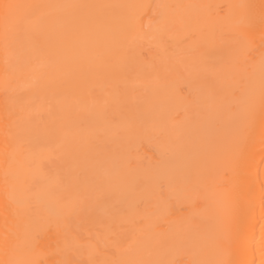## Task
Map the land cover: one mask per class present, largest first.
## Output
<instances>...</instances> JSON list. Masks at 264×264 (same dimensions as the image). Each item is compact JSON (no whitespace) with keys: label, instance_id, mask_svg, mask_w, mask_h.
<instances>
[{"label":"bare ground","instance_id":"bare-ground-1","mask_svg":"<svg viewBox=\"0 0 264 264\" xmlns=\"http://www.w3.org/2000/svg\"><path fill=\"white\" fill-rule=\"evenodd\" d=\"M207 1L0 0V264H264V0Z\"/></svg>","mask_w":264,"mask_h":264},{"label":"rangeland","instance_id":"rangeland-1","mask_svg":"<svg viewBox=\"0 0 264 264\" xmlns=\"http://www.w3.org/2000/svg\"><path fill=\"white\" fill-rule=\"evenodd\" d=\"M206 1V0H205ZM209 1V0H208ZM207 1V2H208ZM216 1V0H215ZM212 2H214V1H212L211 0V2H209L210 4L212 3ZM208 4V3H207ZM210 4H208L209 6H207V7H210V6H212V4L210 5ZM214 5H216V7H212L213 9L212 10H214L215 8H218V10L220 11V9H224V7H222V6H225V5H223L222 3L220 4H218L219 6L217 7V3H215ZM219 7H221V8H219ZM226 8V7H225ZM211 9V8H210ZM209 9V10H210ZM222 10H221V13H219V11H217L216 13H218V14H222ZM225 10V11H224ZM223 10V12L224 13H226V9H224ZM208 11V10H207ZM214 11H216V10H214ZM214 11H211L209 14H211V13H215ZM209 12V11H208ZM223 13V14H224ZM208 14V15H209ZM223 14L222 15H219V17L220 16H222L223 17ZM228 14V13H227ZM209 16H211V15H209ZM213 16H216V15H213ZM218 16V15H217ZM224 17H225V15H224ZM223 17V19H221V17H220V19L221 20H224L225 21V25L226 24H228V23H226V20L230 23L231 22V19H227L226 18V20H225V18ZM226 17H227V15H226ZM228 18H230V17H228ZM215 19H217V17L215 18ZM225 25H224V27H225ZM230 25V24H229ZM226 26H228V25H226ZM231 26V25H230ZM230 26H228V27H226V28H230ZM204 27V26H203ZM223 27V28H224ZM201 28V27H200ZM199 28V29H200ZM225 28V30L227 31V32H229L228 31V29H226ZM231 28H232V26H231ZM198 30V29H197ZM222 30H224V29H222ZM231 30V29H230ZM200 31V30H199ZM226 31H224L225 33H227ZM201 32V31H200ZM220 32H222V31H220ZM221 34H223V33H221ZM229 34V33H228ZM225 35V34H224ZM231 35V34H230ZM227 36V35H226ZM219 37V36H218ZM229 37V36H228ZM223 38H225L224 36H223ZM204 38H202V36L200 35V33L197 31H191V33H189V36H188V39H187V42H188V44H189V46L186 48V50L188 51V54H191V53H193V51L195 52V50H196V48H198V47H200V49H202L201 48V45H202V47L204 48V44H203V42H204V40H203ZM217 40H218V42H219V39L217 38ZM223 42L225 43V40H223ZM223 42H219L220 44L219 45H221V43H223ZM223 43V44H224ZM228 43H229V41H228ZM227 43V44H228ZM227 44H225V45H227ZM194 45V46H193ZM200 45V46H199ZM229 45H231V44H229ZM227 47H229V46H227ZM206 48V47H205ZM204 48V49H205ZM230 48V47H229ZM203 49V50H204ZM232 49V46H231V48H230V51H231V53H232V51L233 50H231ZM203 50H200V51H198V53H199V60L200 61H202V62H205L206 63V65L209 67H213V66H216V64L218 63V58H220V60L222 59L221 57H218L219 55H217V52H216V54H214V55H211L210 54V52L208 53L207 51L206 52H203ZM229 50V49H228ZM205 51V50H204ZM214 51H216V50H213V52ZM224 51V50H223ZM197 52V51H196ZM221 52V51H220ZM225 52V51H224ZM212 53V52H211ZM222 53V52H221ZM228 53H229V51H228ZM213 54V53H212ZM221 56V55H220ZM225 58V57H224ZM193 84V83H192ZM191 84V85H192ZM195 85H193L194 87H191V95L194 93V92H198V84L199 83H194ZM186 84H184L183 86H182V90H185L186 91ZM192 107V108H191ZM194 107H197V105L196 104H191V106H190V111H191V116H194L196 113H199V111H194ZM162 184L163 183H161V185H160V187L162 186ZM164 188V187H163ZM161 190H162V188H160ZM163 193V192H162ZM173 199V197L170 199L169 198V200H170V202H171V200ZM168 200V201H169ZM197 200V201H196ZM174 200H172V202H173ZM201 203L202 201L201 200H199V199H197V198H195L194 200H193V202H191V203H179L180 205H178V204H176V202H175V204H173V205H175V207L173 206V205H171V207L173 208H175V211H174V213H169L172 217H170V215H168L169 217L167 218V216H166V220L165 221H159V224L157 223V221H156V219H152V220H150V219H147V221H149V222H146L145 220L146 219H143V221H145L146 223H147V225H146V223H145V225L147 226V228H149L150 230L148 231L150 234H151V230L153 231V227L155 228V230H157L156 231V233L158 234L159 233V235H160V237H172V240H173V237H176V236H182V235H184L185 233H188V230L190 231V233L192 232V228L193 227H190L189 226V220L190 219H187V218H189V217H191V216H195V214H196V212H197V210H198V208L199 207H202V206H199V202ZM169 202V203H170ZM198 202V203H197ZM219 204H222L223 202H221V200H220V202H218ZM195 204V205H194ZM141 204H139V206H140ZM177 205V206H176ZM197 205V206H196ZM193 206V207H192ZM222 206V205H221ZM220 207V206H219ZM201 209V208H200ZM96 210V211H95ZM174 210V209H173ZM172 210V211H173ZM98 211V208H96V209H92V208H90L89 210H88V213H87V215H89V218L91 219L92 218V215H94L95 213L94 212H97ZM88 217H86L85 219H89ZM140 220V222H142V223H140V227L139 226H137V225H139L138 223V221ZM159 220V219H158ZM160 220H162V219H160ZM137 221V222H136ZM135 222L137 223L135 226H136V229H137V231L139 232H135V235H142V233H144L143 231H139L140 229H141V224H144V222L142 221V219H138V220H136ZM155 221V222H154ZM87 223H88V221L87 220H85L84 222H82V223H80L79 225H77V226H80L81 227V229L83 228V227H86V225H87ZM157 223V224H156ZM90 225V224H89ZM158 225V226H157ZM83 226V227H82ZM143 226V225H142ZM151 227V228H150ZM158 227V228H157ZM140 228V229H139ZM143 228V227H142ZM226 228V229H225ZM228 228H231V224H227V225H225L224 226V228L223 229H225V230H227V231H229V229ZM94 232V231H93ZM141 233V234H140ZM146 233V232H145ZM229 233V232H228ZM79 235H81V237H83L85 240H87V241H89L90 240V238L86 235V234H83L82 233V230H80V232H79ZM143 236V235H142ZM147 236H148V234H147ZM175 240V239H174ZM172 242H174V241H171L170 240V242H166V243H168V244H166L165 246H164V250L165 251H173V253H172V256H171V258H170V260L168 261V263H170V264H193V255L194 254H196V250H194L193 251V253L191 252V250L193 249V248H191V247H189V245L188 244H180V245H178L177 243L175 244V242H174V244L172 243ZM170 243V244H169Z\"/></svg>","mask_w":264,"mask_h":264}]
</instances>
